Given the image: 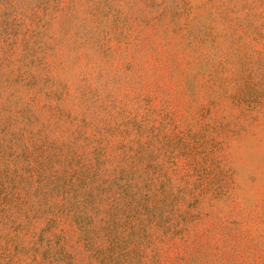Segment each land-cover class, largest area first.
I'll use <instances>...</instances> for the list:
<instances>
[{"label":"rangeland","instance_id":"1","mask_svg":"<svg viewBox=\"0 0 264 264\" xmlns=\"http://www.w3.org/2000/svg\"><path fill=\"white\" fill-rule=\"evenodd\" d=\"M0 264H264V0H0Z\"/></svg>","mask_w":264,"mask_h":264}]
</instances>
